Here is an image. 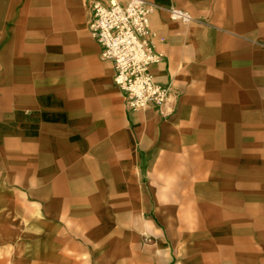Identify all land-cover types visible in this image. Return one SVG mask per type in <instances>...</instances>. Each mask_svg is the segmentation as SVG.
Masks as SVG:
<instances>
[{
    "label": "crops",
    "instance_id": "0c3cea01",
    "mask_svg": "<svg viewBox=\"0 0 264 264\" xmlns=\"http://www.w3.org/2000/svg\"><path fill=\"white\" fill-rule=\"evenodd\" d=\"M96 1L0 0V264H264V0H148L138 111Z\"/></svg>",
    "mask_w": 264,
    "mask_h": 264
},
{
    "label": "built area",
    "instance_id": "2783aa9c",
    "mask_svg": "<svg viewBox=\"0 0 264 264\" xmlns=\"http://www.w3.org/2000/svg\"><path fill=\"white\" fill-rule=\"evenodd\" d=\"M155 5L148 0H104L92 5L88 29L98 43L99 55L112 62L113 82L121 90L128 109L145 110L163 103L167 85L155 81L152 65L162 57L148 39L149 18ZM173 19L190 22L191 16L173 7Z\"/></svg>",
    "mask_w": 264,
    "mask_h": 264
},
{
    "label": "rangeland",
    "instance_id": "374dc122",
    "mask_svg": "<svg viewBox=\"0 0 264 264\" xmlns=\"http://www.w3.org/2000/svg\"><path fill=\"white\" fill-rule=\"evenodd\" d=\"M131 263L136 264L135 257H134V259L132 260V262H130V264H131Z\"/></svg>",
    "mask_w": 264,
    "mask_h": 264
}]
</instances>
